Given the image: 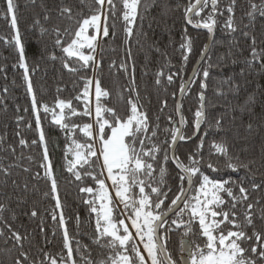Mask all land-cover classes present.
Here are the masks:
<instances>
[{"label":"trees","instance_id":"obj_1","mask_svg":"<svg viewBox=\"0 0 264 264\" xmlns=\"http://www.w3.org/2000/svg\"><path fill=\"white\" fill-rule=\"evenodd\" d=\"M188 1L190 0H141L138 16L132 25L133 34L128 38L124 31L127 25L121 17V0H114L116 14L113 16L111 12L108 13L109 35L104 37L101 33L94 53L98 67L91 65L83 68L75 58H67L62 49L56 46L55 30L59 29V38L63 44L70 43L79 26L78 22L97 11L99 6L95 4V0H14L29 79L39 105H48L50 109H54L56 101L62 99L71 101L73 108L82 113L85 103L76 97L82 93L86 78H92L93 84L89 86V107L93 112L94 82L98 79L101 87L109 92V96L102 97L101 103L126 119L129 114L127 101L130 96L135 99L138 93L140 110L146 113L150 126L147 135L150 136L151 130L158 127L151 142L160 145L162 149L155 162L154 175L157 183L153 184L159 186L162 193L167 194L166 199L164 195L159 197L165 200L161 209L156 210L161 212L167 211L171 201L180 192L182 183L181 174L170 161V157L166 164L164 182L158 183L164 150L168 149V143L171 142L170 130L178 122L176 99L182 82L186 81L208 39L207 33L195 31L187 26L184 10L188 7ZM191 2L194 3L195 0ZM253 3L260 5L264 0H218L212 44L196 72L195 82L191 83L182 98L180 107L185 120L182 134L192 137L195 112L201 105L199 94L203 91V124L194 140H180L175 150V155L184 164H188L190 155L202 159L201 171L210 179L231 180L232 183L226 187H231L237 198L240 196L241 184L248 190V200L237 203L235 209L232 198L226 192L220 193L224 204L217 209L230 214L235 211L241 230L248 236H252L254 232L264 233V58L253 60L251 56L253 48L258 52L264 50V16L258 11L252 16L248 15ZM229 6L233 7L231 15L235 31L225 27L230 15L227 11ZM65 7L72 9L71 18L61 11ZM210 12L209 4L201 12V17L192 16L193 22L200 18L206 19ZM36 21H39V24H36ZM41 29L46 31L42 32ZM14 36L15 31L6 13V0H0V169H8L7 175L0 171V203H3L6 209L0 215L14 230L27 236L23 241V248H20L5 224L0 222V232L3 233L0 235V264H14L20 251L28 253L29 260L26 264H32L33 261L38 264L44 253H50L57 259L61 253L66 256L63 250V229L58 222L60 212L56 210L57 221H53L55 201L51 197L50 181L45 178L44 169L40 167L43 149L39 143L32 144L33 140H39L36 129L37 115L46 137L49 159L58 184V195L63 205L73 248L76 247V241L81 245L80 253L75 255L76 262L85 264L86 260H91L92 264H98L99 261L107 260L110 255L116 254L107 246V238H101L97 242V217L90 211V207L99 208L100 202L93 194L80 192L81 187L95 189L98 186L90 176L82 175V179L77 181L72 173L67 171V163L72 159V155L69 152L66 157V150L67 146L71 145V139L59 126L52 123L51 112L45 113L39 108L38 113H33L32 98L27 92L24 69L19 66V52ZM186 38L191 39V52L188 53L187 61H184L185 53L181 45L186 42ZM84 52L88 54V49H84ZM53 56L56 58L52 59ZM65 62L77 68V71L70 72L64 67ZM122 65L127 67V71ZM205 68L209 71L206 80L203 77ZM161 70L164 75L160 78L161 83L157 85V73ZM171 73L176 75L172 83H169L167 76ZM133 78L135 93L128 91L132 87ZM202 80L207 84L204 90L200 88ZM55 110L59 112V109ZM218 120L221 122L219 125L216 123ZM68 123L82 125L93 123V119L79 115L71 117ZM74 138L81 143H87V139L78 131ZM201 138L203 146L198 148ZM21 139L26 141V146L20 145ZM151 142L146 141L145 146L150 147ZM213 142L225 144L228 156L233 162L247 164L248 167L239 168L236 172L226 169L225 157L214 154L211 148ZM92 159V165L87 167V171L105 179L108 191L100 159ZM209 162L219 171L213 172L209 169ZM80 171L83 174L85 169ZM193 182V191L189 195H194L195 188L199 186L197 177H193ZM186 183L185 180L184 188ZM253 185L257 187L253 188ZM146 192L151 193V189L146 188ZM129 195L138 199L139 188L133 187ZM151 198L154 202L157 200L155 194H151ZM85 200L95 203L85 204ZM113 201L114 219L124 218L130 225V221L123 215V204L115 197ZM247 204H252L253 208L248 210ZM33 210L37 211L35 217L31 215ZM127 211L131 212V208ZM249 211L251 225L245 219ZM176 218L174 214L167 219L173 229L167 233L168 240L163 239L165 229H160L159 235L161 243L173 259L181 261L187 256L186 252L181 253V239L192 242L195 247V244L203 246L204 238L199 234L198 220L192 221V232L184 236L183 227L176 229L175 225H171V220ZM183 219L187 221L188 215ZM217 219L221 220L223 217ZM220 230L226 234L229 230L236 229L225 222L220 225ZM131 232L134 236L133 242L137 245L140 240L135 237V229ZM255 243L254 239L242 242V247L247 250L245 255L256 259L257 264H264V260L251 253L250 249ZM84 246H87V250ZM127 254L135 256L131 248Z\"/></svg>","mask_w":264,"mask_h":264},{"label":"snow or ice","instance_id":"obj_2","mask_svg":"<svg viewBox=\"0 0 264 264\" xmlns=\"http://www.w3.org/2000/svg\"><path fill=\"white\" fill-rule=\"evenodd\" d=\"M123 6V12L121 13L122 20L127 25L124 29L125 34L130 38L133 34L134 21L138 16V9L141 4V0H121ZM95 4L98 5L97 11L91 16L84 18L78 22V27L75 30L74 37L67 45L62 43L59 38V29H56L57 39L55 40L56 46L62 49V52L67 58H75L80 67L87 68L91 65L98 67V62L95 60L94 53L97 47L98 38L102 32L104 37L109 35V28L107 25L108 13L111 12L114 16L116 14V4L114 0H95ZM107 4V8H105ZM211 5V12L208 17L200 18L195 23L192 16L201 17V12ZM218 0H195L191 2L188 7L185 8V19L188 24H192L195 28L207 29L209 33L213 32L214 25L216 24L215 15L218 12ZM66 13L70 18L72 16V9L65 7L61 10ZM229 19L225 24V27L235 31L232 13L233 7L227 8ZM259 12L261 16H264V3L257 5L251 4V11L248 13L252 16L254 13ZM6 13L10 17L11 27L15 31L13 37L16 48L19 52V66L24 69V80L27 84V92L32 98V111L38 113L39 108H42L45 113L51 112L52 123L59 126V128L65 132L66 136L71 139V145L67 146L66 157L70 152L72 159L67 163V171L72 173L77 181L82 179V175L90 176L98 186L93 187H81L80 192L93 194L100 202L99 208L95 206L90 207V211L96 214V233L97 242L101 238H107V246L113 249L116 254L110 255L107 260H101L98 264H257V260L245 255L246 249L242 247V242L245 240H255L256 243L251 247V253L253 256L259 257L260 260H264V233L254 232L252 236H248L247 233L241 230V225L237 222L235 211L231 214L229 212H221L217 209L220 205L224 204V200L220 193L226 192L233 201V209H235L237 203H242L248 200V190L241 184L239 187L240 196L237 198L231 187L226 185L232 183L231 180H213L208 175L203 174L200 165L202 159H196L194 155L188 157V164H184L179 157L172 153V162L180 169L181 175V188L180 192L171 201L167 211L160 210L165 203L164 199H159L161 195L167 198L166 193L161 192L159 186H153L157 183L154 173L156 172L155 162L158 159V153L162 150L160 145L151 142L152 137H155L158 131V127L151 130V135H147L149 132V122L146 113L141 111V106L138 104V93L133 99L129 97L127 118H122L117 115L116 111L112 108H108L101 103L102 97L109 96V92L101 87V83L98 79L95 80L94 95H95V107L94 112L89 107V86L93 84L92 78H86L84 89L80 95L76 97L77 100H82L85 103L84 111L78 112L73 108L71 101H65L58 99L54 109H50L48 105H39L34 92L31 81L29 79L28 66L26 62L24 46L21 43L20 33L17 24L16 17V5L14 0H6ZM47 19V17H45ZM39 24V21L35 22ZM89 29L94 30L93 34H89ZM41 31H46L41 29ZM67 31V30H66ZM255 43V38H253ZM184 50V61L188 59V53L191 52V39L186 38V42L181 45ZM83 49H88V54H85ZM202 55H206L202 53ZM131 53L129 52V57ZM251 56L253 60H259L264 58V50L257 51L252 49ZM56 57L53 56L52 59ZM64 67L70 72H76L77 68L70 66L65 62ZM125 71L127 67L122 65ZM164 75L163 70L157 73L156 83H161V77ZM176 73H171L167 76L169 83H172ZM209 76L207 68L203 70V77L205 80ZM205 80L200 81V88L206 89L207 84ZM195 80H189L182 82L181 92H185L188 85L194 83ZM128 91L135 93V82L133 78L132 87ZM201 101L200 108L195 112L194 128L199 131L201 123L205 117L204 112V94L203 91L199 94ZM166 105V102H165ZM180 105L177 104V114L179 115ZM55 109H59L57 112ZM68 110L66 113L65 110ZM84 115L93 119V123L69 124L68 121L71 117ZM171 121V117H169ZM185 120L183 116H180V127L173 126L170 130L171 142L168 143V149L164 150L163 163L159 167V184H163L166 175V164L169 160V150L172 149L178 140H188L191 137H186L182 134L181 128L184 125ZM217 125L221 122L218 120ZM251 127V125H249ZM36 129L39 134V140H33L32 144L39 145L43 149L42 162L40 167L44 169V176L50 181V193L52 199L55 201L52 219L57 221L56 210H59V226L63 229V250L66 252V256L61 253L59 259L52 256L50 253H44L43 259L39 260L38 264H77L75 255L81 251V245L79 241H76V247L73 248V241L69 235L66 227V221L63 214V205L58 195V184L54 175L52 163L49 159V153L46 143V137L39 116L36 119ZM81 133L86 139L87 143H81L74 138L76 132ZM168 131V130H166ZM207 135V133H205ZM146 141L151 142L150 147H146ZM21 146H26V141L21 139L19 141ZM137 143L139 147H137ZM97 144L99 147L97 148ZM203 146V138L198 148ZM211 148L214 150V154L222 155L225 157L226 169L236 172L239 168H247V164H241L233 162L232 158L228 156L227 146L223 143L213 142ZM15 150L13 149V152ZM97 160L102 158V169L106 170L107 177L110 179L115 188V198L123 204L124 213L130 221L132 229H135V237H138L143 244V252L133 242L134 236L130 231L129 224L126 223L124 218L114 219L113 217V198L106 190L105 179H100L92 172L87 171V167H91L93 159ZM31 159V158H30ZM207 167L213 172L219 171L211 162L207 164ZM80 169H85L83 174ZM5 175L8 174V169H0ZM28 171V169H25ZM39 175V173H37ZM143 177V178H141ZM193 177H197L199 186L195 188V194L189 195L193 191ZM187 180V188L183 187V182ZM133 187L139 188V198L129 195ZM253 185V188H256ZM146 188L151 189V193L146 192ZM151 194L157 196V200L154 202L151 198ZM48 195V193H45ZM85 204L94 205L95 201L85 200ZM183 204V207H180ZM131 208V212L127 210ZM252 204H247V209L251 210ZM177 209H179L177 211ZM5 205L0 203V213L5 211ZM175 213L176 219L171 220V225H175L176 229L184 228V236H188L192 232V221L198 220L199 234L204 238L203 246L195 244L192 246V242L185 239L180 241L181 253H187L184 260H174L172 255L167 251L164 244L160 243L161 237L158 235L159 229H165V236L163 239L168 240L167 233L173 231L172 227L168 224L167 217L169 213ZM31 215L35 217L37 211L33 210ZM188 215V220H184L183 217ZM222 216L223 219L218 220L217 217ZM245 219L249 225L252 224L250 211L246 214ZM0 222L5 224L14 238L15 243L23 248V241L27 239V236L21 235L18 231L14 230L10 224L4 221L2 215H0ZM228 222L236 230H229L226 234L220 230V225ZM122 230V231H121ZM43 231V229H42ZM219 233L218 235L216 233ZM3 233L0 232V235ZM87 250V246H84ZM131 248V252L135 256L127 254ZM146 253V255L144 254ZM84 259V257H81ZM29 256L25 251H20L19 256L15 259L14 264H26ZM32 264H37L33 261ZM85 264H92L91 260H86Z\"/></svg>","mask_w":264,"mask_h":264},{"label":"water","instance_id":"obj_3","mask_svg":"<svg viewBox=\"0 0 264 264\" xmlns=\"http://www.w3.org/2000/svg\"><path fill=\"white\" fill-rule=\"evenodd\" d=\"M189 3H190V1H188V5H189ZM185 21H186V19H185ZM186 24H187L188 27H190L191 29H193V30H195V31H203V32L207 33V35H208V39H207V42H206L205 47H204L203 52H202V53H205V52H206V55H207V53H208V51H209V49H210V46H211V44H212V41H213L214 28H213V32H212V33H209L207 29H204V28H195V27H193L192 24H188L187 21H186ZM202 53H201L200 57L198 58V60L196 61L195 65L193 66V68H192V70H191L189 76L187 77L186 81H189V80H193V79H194V77H195V75H196V72H197L198 68L200 67L201 63L203 62V60H204L205 57H206V55H202ZM190 85H191V84H190ZM190 85L187 86L185 92L182 93L181 90H180L179 93H178V96H177V101H176V115H177L178 122H177V124H175V126H177V127H180V125H179V120H180V116H181L180 108H179V115L177 114V104H179L180 107H181V101H182V98L184 97V95H185V93L187 92V90H188V88H189ZM203 104H204V102H203ZM200 106H201V105H200ZM204 112H205V110H204ZM203 120H204V119H203ZM202 124H203V121H202V123H201L200 129H201V127H202ZM182 129H183V126H182V128H181V132H182ZM200 129H199V131H200ZM199 131H196L195 128H194V134H193V136H192L191 139H190L191 141L194 140V139L197 137ZM179 142H180V140H178V141L176 142L175 146H174L172 149H170V151H169V157H170V161H171V162H172V159H171L172 153H173V152L175 153V150H176V148H177ZM172 164L175 166V168H176V169L179 171V173L181 174L180 169L177 168L176 165H175L173 162H172ZM186 181H187V180H186ZM187 187H188V185H187V183H186V187H185V188H187ZM182 205H183V204H180V207H181ZM178 210H179V209H177V211H178ZM174 214H175L174 212H173V213H169L167 219H169V218H170L171 216H173ZM159 232H160V229L158 230V235H159ZM159 236H160V235H159ZM160 243H161V240H160ZM161 244H162V243H161Z\"/></svg>","mask_w":264,"mask_h":264},{"label":"rangeland","instance_id":"obj_4","mask_svg":"<svg viewBox=\"0 0 264 264\" xmlns=\"http://www.w3.org/2000/svg\"><path fill=\"white\" fill-rule=\"evenodd\" d=\"M94 33V30H92V29H89V34H93ZM102 33V32H101ZM100 36H101V34H100ZM100 36H99V38H98V41H99V39H100ZM82 51H84V49L82 50ZM86 54V53H85ZM92 88H93V86H92ZM92 94V93H91ZM100 162H101V165H102V158L100 159ZM103 172H104V175H105V178L107 177V172H106V170H103ZM106 182H107V187H108V193H109V195L111 196V197H115V188H114V186H113V184H112V181L110 180V179H106ZM112 189V190H111ZM125 221H126V219H125ZM126 223H128L127 221H126ZM129 224V223H128ZM129 228H130V231H132V228L130 227V225H129ZM137 245H138V247H139V249L143 252V244L140 242V241H138L137 242ZM145 255H146V253H144ZM149 264H150V262H149Z\"/></svg>","mask_w":264,"mask_h":264},{"label":"bare ground","instance_id":"obj_5","mask_svg":"<svg viewBox=\"0 0 264 264\" xmlns=\"http://www.w3.org/2000/svg\"><path fill=\"white\" fill-rule=\"evenodd\" d=\"M177 100V99H176ZM194 134V133H193Z\"/></svg>","mask_w":264,"mask_h":264}]
</instances>
